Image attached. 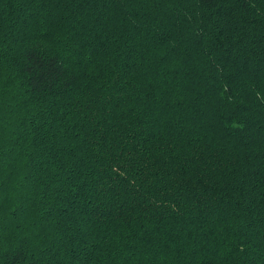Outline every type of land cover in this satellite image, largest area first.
<instances>
[{
  "label": "trees",
  "instance_id": "16d2710c",
  "mask_svg": "<svg viewBox=\"0 0 264 264\" xmlns=\"http://www.w3.org/2000/svg\"><path fill=\"white\" fill-rule=\"evenodd\" d=\"M0 264H264V0H0Z\"/></svg>",
  "mask_w": 264,
  "mask_h": 264
}]
</instances>
